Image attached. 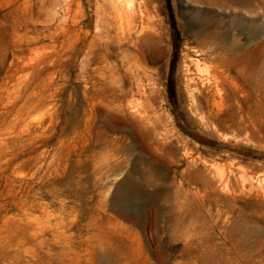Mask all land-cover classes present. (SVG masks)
<instances>
[{
  "label": "rangeland",
  "instance_id": "1",
  "mask_svg": "<svg viewBox=\"0 0 264 264\" xmlns=\"http://www.w3.org/2000/svg\"><path fill=\"white\" fill-rule=\"evenodd\" d=\"M70 1L62 11L61 0H0L5 65L21 35L35 30H59L56 44L63 47L43 75L46 103L32 116L47 121L31 135L0 141V264H264V9L143 0L153 29L140 68L155 97L147 105L128 92L131 79L120 60L128 52L85 63L70 50L72 39L61 45L78 19L83 32L96 30L95 1ZM235 17L252 24L254 39L232 25ZM14 20H26L28 31H14ZM203 21L233 53L218 42L200 44ZM210 47L213 56L206 54ZM25 59L31 66L36 56L28 52ZM193 59L218 90L213 118L203 122L191 110L185 81ZM127 102L145 109L152 128L171 143L169 157L161 158L153 135L123 113ZM189 160L210 176L183 177ZM117 193L128 210L144 209L140 224L112 209ZM155 208L168 227L159 255L149 238Z\"/></svg>",
  "mask_w": 264,
  "mask_h": 264
},
{
  "label": "bare ground",
  "instance_id": "2",
  "mask_svg": "<svg viewBox=\"0 0 264 264\" xmlns=\"http://www.w3.org/2000/svg\"><path fill=\"white\" fill-rule=\"evenodd\" d=\"M92 1H95L94 3L95 4V15H96L95 33L92 35V33H90L89 31L83 32L82 27H81L82 22L79 19L76 20L75 22L73 20L71 22H74L73 27L75 30L72 28L74 30V32L71 31L72 38H70L68 41L67 40L61 41V45L63 46L67 44L68 42H71V39H72V42L70 44V50L76 56L83 55V62L85 63H89L93 57H97V56H99V59H102V61L103 60L107 61V59L110 58L116 51H119L121 54H123V52H128L129 55H126L123 57L121 56L122 59H120L122 60L123 63L125 62V64L127 65L128 67L127 74L129 78L131 79V86L128 92L144 99L145 103L148 105L150 103L148 101H150L151 98L153 97L152 89L149 88L151 84L148 87L147 85H145L146 83V81L144 80V78L146 77V74H144L145 70L142 71L140 68L142 67L141 63L142 62L145 63V59H146L145 57L146 53L144 51V44L148 42L149 38L153 37V32H152L153 29H151L152 26L150 24L151 15L148 10L149 6L143 0H139L137 4H134L131 0H92ZM203 1L207 3H211V4L212 3L215 4L217 2L229 3L235 6H240L242 8L252 9V12L257 9H261V10L264 9V0H203ZM70 2H71L70 0H61V3H63V6H64L63 7L64 10L62 9V11H66L65 7L68 5V3L70 4ZM210 18L213 19L211 15H210ZM60 21L61 20H59L58 22ZM12 23L13 24L11 27L14 31H16V28H23V29L25 28L28 31L26 20L25 21L14 20ZM0 24H2L1 20H0ZM61 24L58 28H61ZM232 25L235 28L239 29L240 32L247 34L249 41L255 38V34L250 32L252 24L241 23L235 17L233 18ZM57 26L58 25L54 26V29H56ZM210 26H211V23H210ZM63 27H65V25L64 26L62 25V28ZM50 31L52 32H48V34L46 32V34H44V32H39V30L38 31L35 30L31 32L32 36H28L27 33L25 35H21L20 38H22V40L19 43L13 45L15 50L14 52L12 51L13 52L12 59L9 61L7 65H5L7 63L6 58L3 57L2 54L0 55V75L2 76L0 78V141H5L10 136L11 137L16 136L18 138H21L27 134L31 135L37 129H39L42 126L43 121H45V119L43 120V118L40 116H37L36 118H32L33 114H36V112L39 111L46 103V90L45 89H46L47 80L43 77V75L49 68L54 66L57 63V61H59L62 58V54H63L62 52L63 47L61 46L57 47V44H56L57 41L59 40V36H58L59 30L57 31L56 29L55 31H53L51 29ZM68 31H70V29ZM201 35H202V38H201L200 44H202L203 46H207V45L212 46V45H215L216 42H218L217 43L218 49L220 48L226 49L229 53L234 52V49L232 46L231 48L229 46V49H227L226 47L227 45H225V44H228L227 43L228 39L224 37H219L218 31L212 30L211 28H209V26L206 27L205 21H203L201 24ZM67 36L66 38H69ZM46 39H50L49 40L51 41L50 46H48L47 44L46 45L42 44V42L45 41ZM48 44H50V42ZM212 47L214 48V46ZM212 47H210L208 51L206 52L207 56L212 55L213 52L215 51L214 49H212ZM67 48L68 47L66 46L64 50H66ZM151 49H152V45H151ZM47 50L48 51L50 50V52H47ZM28 52H31L34 56H36V60L34 61L33 64H31V66L29 65V62L25 61L26 54ZM29 55L31 54L29 53ZM143 66L145 65L143 64ZM192 67L195 68L194 71H192ZM114 69L115 68H112L110 70L114 71ZM198 70H199V60L193 59L189 62V64H186L185 66L186 75L185 76L187 80L185 81H187L186 86L190 89L189 97H190L191 110L195 111L197 115L201 116L200 119L202 120L201 122H203V120H206L205 119L206 115L208 117H212L213 114L215 113L213 107L215 106V103H214L216 99L215 96L217 95L216 92H218V90L216 89L217 90L216 91L214 88L216 87V85L214 87L211 85L210 81H213V80H209V78L203 77L202 75L198 73ZM149 79L150 81L152 80L151 78ZM116 87L114 89H116ZM118 89L120 90L121 86L118 85ZM219 90L221 91V89ZM218 94L220 95V93ZM131 97L133 96L131 95ZM127 103L128 105L123 110V113H125V115L130 118L129 120H132L137 125L140 131H143L146 135L148 134L153 135L152 137L153 149L156 150L157 154H159L161 158L169 157L167 150L170 149L171 143L165 138H163L165 136L163 135L161 136V134L157 133L155 129L152 128L151 123L148 120L149 117L148 115H146L147 113L144 112L145 109H143L144 111H142L138 107H132V105H136V104H132L130 106L129 102ZM145 103L144 105H146ZM121 104H122V101H121ZM142 105L140 106L142 107ZM151 116L152 115H150V117ZM187 154H189V152L181 154L182 156L181 159L184 157L187 158L188 157ZM199 163L200 162H197L196 160H189L186 170L182 172V176L183 177H187L190 175L191 176L192 175H196V176L209 175L210 176L209 168L205 166L201 167ZM216 183L215 185H218ZM179 187L183 189L181 186ZM181 189L179 190V193ZM111 204L112 205L110 206L112 207V209L120 213L121 216H124L128 220L136 221V223L137 222L139 224L141 223V218L144 216V211H143L144 209L142 210L141 208H139V210H135L134 212L128 210L126 208L128 206H125L124 204V198L121 195H119V193L115 195ZM153 214L154 216L151 220L152 223L149 227L150 228L149 238H151V242H153V244L156 246V249H157V251L155 252L156 255H159L160 254L159 249L161 247V242L164 238L163 236L166 234L165 232L168 227L167 226H166L167 228L161 227V225L159 224V220H161L160 219L161 213H159L158 210H156V208L154 209ZM167 214H169L168 219L170 222L171 217H172L171 216L172 210L169 209ZM145 228L146 227H143L144 231H145Z\"/></svg>",
  "mask_w": 264,
  "mask_h": 264
}]
</instances>
